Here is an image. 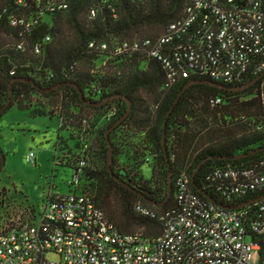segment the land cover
Segmentation results:
<instances>
[{
	"label": "trees",
	"instance_id": "1",
	"mask_svg": "<svg viewBox=\"0 0 264 264\" xmlns=\"http://www.w3.org/2000/svg\"><path fill=\"white\" fill-rule=\"evenodd\" d=\"M187 3L188 0H68L67 9L40 15L35 0H25L23 6L14 0H0V117L13 107L30 112L32 94L52 103L59 101L70 123L77 117L71 109L78 115L85 111L109 112L111 121L96 136L101 164L89 167L84 157L75 156L68 167L75 170L80 161L86 162L83 192H87L88 182L92 189L87 193L95 205L124 233H161L158 220L136 213L133 207L141 203L156 212L173 208L174 182L180 174L190 178L191 190L202 199L207 200L193 184L217 203L244 210L249 216L264 201V186L232 193L229 180L211 178L216 169L223 168L264 174V72L249 75L236 85L198 77L169 84L164 68L155 58L140 51L113 52L119 44L163 35L172 22L183 17ZM91 9L95 16H90ZM11 17L31 19L35 24L27 32L21 25H11ZM20 43L22 49L17 48ZM36 46L39 53H35ZM98 62L101 67L95 70ZM37 87L51 90L44 92ZM77 89L85 100L96 104L114 95L119 98L89 105ZM124 98L130 102V112L110 130L108 139L113 149L111 169L126 186L108 171L106 138L107 130L127 111ZM216 99L220 102L215 104ZM41 116H46L43 110H32L31 117ZM122 129L132 137L134 132L143 134L140 146L153 156L150 179L138 174L140 161L132 169L116 168L120 151L113 137ZM133 154H139L138 145ZM2 159L0 149V165ZM169 173L171 196L162 206H154L137 194L161 202L167 194ZM242 179L239 176L240 184ZM155 182L159 188L153 190L151 184ZM220 184L228 196L217 189ZM114 199L118 201L117 209ZM256 199L259 200L244 205Z\"/></svg>",
	"mask_w": 264,
	"mask_h": 264
},
{
	"label": "built area",
	"instance_id": "2",
	"mask_svg": "<svg viewBox=\"0 0 264 264\" xmlns=\"http://www.w3.org/2000/svg\"><path fill=\"white\" fill-rule=\"evenodd\" d=\"M14 1L25 5V0ZM35 1L40 15L68 7V0ZM90 16H95L94 9ZM10 23L27 32L35 24L24 17H11ZM137 51L161 63L169 84L190 77L239 84L264 72V1L188 0L183 17L163 35L119 44L113 52ZM26 161L36 164L32 151ZM84 167L82 160L73 171L69 191L51 195L38 218L0 231V264H252L254 252L258 264H264V201L251 216L244 210L225 209L202 199L191 190L190 178L180 174L174 182L173 208L156 212L141 203L133 207L136 213L158 220L161 233H124L83 192ZM211 178L229 180L232 193L264 186V174L233 168L216 169ZM217 189L228 196L221 184ZM48 254L56 259L49 260Z\"/></svg>",
	"mask_w": 264,
	"mask_h": 264
},
{
	"label": "rangeland",
	"instance_id": "3",
	"mask_svg": "<svg viewBox=\"0 0 264 264\" xmlns=\"http://www.w3.org/2000/svg\"><path fill=\"white\" fill-rule=\"evenodd\" d=\"M100 67L101 63H96L95 70ZM262 96L264 101V83ZM30 100V112L13 107L0 117V149L4 156L0 169V231L11 224L34 221L51 195L67 193L74 171L68 165L75 156L84 157L89 167L101 164L96 136L112 119L109 112L85 111L78 115L71 109L77 117L70 123L59 101L52 103L39 94H32ZM32 110H43L46 116L33 118ZM126 131L122 129L120 135L113 137L120 151L116 156V168L132 169L140 161L137 172L148 180L153 156L140 146L142 133L134 132L132 137ZM137 145L139 154H133ZM30 151L35 155V165L26 161ZM85 185L90 193L92 186L88 187V182ZM151 188H159L158 182L151 184ZM113 204L115 209L119 207L117 199ZM47 258L55 260L56 256L48 254ZM258 260V253L254 252L251 263L258 264Z\"/></svg>",
	"mask_w": 264,
	"mask_h": 264
},
{
	"label": "water",
	"instance_id": "4",
	"mask_svg": "<svg viewBox=\"0 0 264 264\" xmlns=\"http://www.w3.org/2000/svg\"><path fill=\"white\" fill-rule=\"evenodd\" d=\"M251 84V83H250ZM56 87H58V86H55L54 88H56ZM38 88V87H37ZM53 88V89H54ZM38 90H40V91H44V92H48V91H50L51 89H40V88H38ZM77 91L79 92V95H80V98L83 100V102L85 103V104H89V105H100V104H103V103H105L107 100H113V99H118L119 98V96L118 95H114V96H112V97H110V98H107V99H105L104 101H102V102H100V103H98V104H96V103H92L91 101H87V100H85L84 99V95L82 94V92H81V90H79V89H77ZM10 94V93H9ZM124 100H126L127 101V99L126 98H124ZM9 101V100H8ZM8 101L6 102V105H7V103H8ZM127 103H128V108H127V111H126V113L122 116V118L121 119H119L117 122H115L108 130H107V132H106V138H107V143H108V159H107V168H108V171H109V173H110V175H111V177L114 179V180H116V181H118L119 183H121V184H123V185H125L126 186V184L124 183V182H122L114 173H113V171H112V169H111V165H112V162H113V149H112V146H111V144H110V142H109V139H108V136H109V132H110V130L112 129V128H114V127H116L127 115H128V113L130 112V102L129 101H127ZM167 116H168V114H167ZM3 164H4V159H2V161H1V165H0V168L3 166ZM192 180H193V178H192ZM193 186L196 188V190L199 192V193H201L208 201H210V202H212V203H214V204H216L217 206H219V207H222V208H225V209H232L231 207H227V206H224V205H222V204H219V203H217L212 197H210L207 193H205L203 190H201V189H199V188H197L194 184H193ZM171 191H172V181H171V177H170V173L168 174V178H167V194H166V197L161 201V202H157V201H155V200H153V199H149V198H147V197H145L142 193H140V192H138L137 194L141 197V198H143L144 200H146L147 202H149L150 204H152V205H154V206H157V207H160V206H162L167 200H168V198L171 196ZM262 198H264V197H262ZM257 200H259V199H256V200H251V201H249V202H247V203H245L244 205H249V204H251V203H253V202H255V201H257Z\"/></svg>",
	"mask_w": 264,
	"mask_h": 264
}]
</instances>
